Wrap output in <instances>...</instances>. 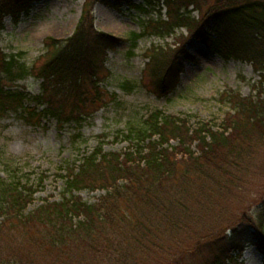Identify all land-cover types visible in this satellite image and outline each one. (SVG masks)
Wrapping results in <instances>:
<instances>
[{
  "label": "trees",
  "instance_id": "obj_1",
  "mask_svg": "<svg viewBox=\"0 0 264 264\" xmlns=\"http://www.w3.org/2000/svg\"><path fill=\"white\" fill-rule=\"evenodd\" d=\"M39 1L0 0V30L6 17L17 22ZM96 1L111 5L85 0L73 33L45 38L44 53L31 65L23 52L0 48V117L13 112L33 125L43 118L81 124L116 101L102 85L111 77L104 60L122 39L95 29ZM114 1L144 13L153 4L165 9L164 17L129 34L131 50L145 34L168 37L182 28L189 34L177 48L146 50L140 80L118 81L123 93L139 86L157 97L174 92L182 72L178 57L188 58L190 38L224 59L249 63L259 76L255 96L225 90L220 100L231 112L221 129L193 128L159 109L129 114L121 131L127 149L106 152L99 144L78 166L60 167L66 173L62 199H45L33 210L32 186L16 175L0 176V264H243L240 225L246 222L253 229L247 241L264 258V0H143L144 7ZM29 77L40 80L32 106L17 87ZM258 178L259 191L246 195ZM83 190L104 195L87 203L77 194Z\"/></svg>",
  "mask_w": 264,
  "mask_h": 264
},
{
  "label": "rangeland",
  "instance_id": "obj_2",
  "mask_svg": "<svg viewBox=\"0 0 264 264\" xmlns=\"http://www.w3.org/2000/svg\"><path fill=\"white\" fill-rule=\"evenodd\" d=\"M84 1L42 0L34 3L28 14L20 16L17 22L6 17L0 30V48L5 54L23 52V61L33 64L45 51V38L64 40L73 33ZM107 1L111 5L96 1L92 5V16L95 29L122 39L106 53L104 60L111 77L102 85L108 93L116 94V101L99 109L81 124L61 126L51 118H43L39 125H33L13 112L0 117V176L16 175L23 183L32 186L35 194L28 210H33L45 199H62L65 181L62 176L66 173L60 167L78 166L82 158L99 144L106 152L125 151L129 144L121 131L129 114L140 117L159 109L167 115L186 119L193 128L208 123L213 129H221L224 116L231 112L230 105L220 100L225 90L237 92L243 97L255 96L252 85L259 80V76L249 63L224 59L220 53L190 38L186 43L188 58L178 57L182 72L174 92L157 97L149 86H139L132 94L123 93L117 86L118 81L140 80L148 61L146 50L151 46L166 45L177 48L181 44L180 36L187 37L189 34L184 28L168 37L145 34L131 50L129 34L141 32L143 22L156 18L158 14L164 17L165 9L153 4L144 13L125 2L116 7L114 0ZM133 2L144 7L143 0ZM191 16L198 18L199 14L194 11ZM111 27L116 30H109ZM130 51L132 55H129ZM39 85L40 80L32 77L17 82V87L29 96L27 106H32V98L40 93ZM260 156L264 160V151ZM260 182V178L254 183L251 181L246 195L259 191ZM77 194L83 201L95 203L104 192L83 190ZM247 209L252 218L251 207ZM240 230L246 240L241 256L243 264H264L262 255L247 241L253 231L251 224L242 223Z\"/></svg>",
  "mask_w": 264,
  "mask_h": 264
},
{
  "label": "bare ground",
  "instance_id": "obj_3",
  "mask_svg": "<svg viewBox=\"0 0 264 264\" xmlns=\"http://www.w3.org/2000/svg\"><path fill=\"white\" fill-rule=\"evenodd\" d=\"M109 30H112L113 31V30H116V28L111 27V28H109Z\"/></svg>",
  "mask_w": 264,
  "mask_h": 264
}]
</instances>
